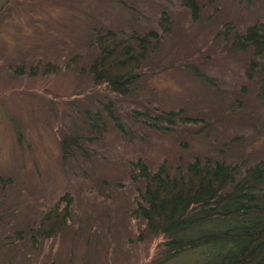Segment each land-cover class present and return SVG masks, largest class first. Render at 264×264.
I'll return each instance as SVG.
<instances>
[{
  "label": "rangeland",
  "instance_id": "1",
  "mask_svg": "<svg viewBox=\"0 0 264 264\" xmlns=\"http://www.w3.org/2000/svg\"><path fill=\"white\" fill-rule=\"evenodd\" d=\"M195 1L196 20L183 0H0V264H160L164 237L134 213L144 187L132 178L134 163L151 172L165 164L173 174L198 157L244 164L241 176L264 161L261 76L247 80L252 54L231 48L234 32L264 20V0ZM225 24L232 27L227 36ZM105 30L118 38L160 36L126 96L88 73L94 33ZM47 64L58 69L44 74ZM178 110L200 122L174 120L156 131L132 117ZM65 136L80 147L66 162ZM64 196L67 224L33 245L28 229L55 205L63 208ZM207 254L191 250L162 264H203Z\"/></svg>",
  "mask_w": 264,
  "mask_h": 264
},
{
  "label": "trees",
  "instance_id": "2",
  "mask_svg": "<svg viewBox=\"0 0 264 264\" xmlns=\"http://www.w3.org/2000/svg\"><path fill=\"white\" fill-rule=\"evenodd\" d=\"M200 1H208L210 6L214 2ZM183 2L192 20H196L199 14L197 2ZM168 28L169 19L163 12L159 29L165 34ZM223 28L225 36L232 29L229 24ZM159 38L156 31L141 35L133 31L123 38H118L112 30L95 32L93 44L97 56L88 66L93 83L106 84L121 96L129 94L130 87L139 79L137 72L149 54L156 50ZM231 48L251 52L252 59L245 76L247 80L255 79L254 74L261 76L258 97L264 103V20L246 27L241 34L234 32ZM57 69V66L47 64L43 73ZM197 76L206 80L200 73ZM105 113L124 136L123 125L110 108L106 107ZM181 115L182 110L163 111L154 116L148 111H134L132 117L156 131L169 130L174 120L185 125L200 122L196 117ZM82 117L90 128L96 126L88 112L82 113ZM76 140L65 136L60 142L64 162L72 158L73 147L80 149ZM243 165L231 166L195 157L183 168L177 167L173 174H169L165 164L155 172L149 171L141 162L133 164L136 172L133 180L138 178L144 183L134 213L143 218L153 235L164 237L160 264L197 249L208 252L205 264H264V161L245 168L240 176ZM0 182L4 180L0 178ZM61 200L66 202L63 208L55 205L43 214L36 227L28 229L33 245L54 237L67 224L70 199L64 196ZM16 238L20 240L19 235Z\"/></svg>",
  "mask_w": 264,
  "mask_h": 264
}]
</instances>
